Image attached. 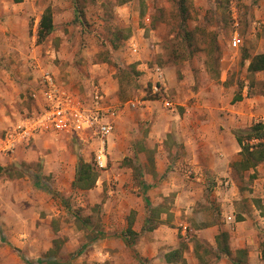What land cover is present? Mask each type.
I'll use <instances>...</instances> for the list:
<instances>
[{"label":"rangeland","instance_id":"374dc122","mask_svg":"<svg viewBox=\"0 0 264 264\" xmlns=\"http://www.w3.org/2000/svg\"><path fill=\"white\" fill-rule=\"evenodd\" d=\"M180 1L190 11L187 16L181 13ZM140 2L26 0L14 6L11 0H0V61H27L39 70L48 68L82 102H89L90 93L99 87L108 93V103L122 110L105 149L108 161L104 168L95 161L97 141L89 136L81 140L63 135L39 140L35 149L43 154L37 162L13 163L0 169V186L6 180L22 182L10 185L7 192L0 188V206H20L26 212L34 208L38 212L31 218L37 222L35 229L30 228L32 221L24 223V227H11L0 212V248L10 244V239L15 241L14 237L25 239L23 236L33 232L44 244L51 242L50 250H44L42 243L41 258L36 261L21 256L17 245L10 246L9 253L0 250L10 263L16 262V254L28 264H142L134 251L126 248L124 237L134 240L126 230L130 220L147 212V202L152 206L150 216L160 206L170 215L165 219L167 226L145 235V246L156 257L145 259L143 264H166L162 254L178 247L180 240L189 247L185 241L189 238L196 246L198 236L201 240L210 237L205 227L217 222L226 225L230 216L236 223L230 229L229 246L235 250L244 245L240 249L245 250L237 258L246 261V252L253 248L256 251L261 242L263 253L264 167L260 173H239L233 163L240 154L229 166L212 163L203 155L194 163L192 151L176 140L178 130L174 127L172 133H166L168 139L162 157H158L163 172L160 175L155 159L161 149L149 146L150 141L165 138L167 120H173L168 114V108H172L164 105L166 99L178 103L179 97L188 99L193 93H201L217 96L223 100L222 105H227L230 96L244 86L250 87L251 96L264 95V72L249 74L246 60L264 53V0ZM48 7L56 19V29L53 36L40 43L38 25ZM141 28H145L144 34ZM24 32H28L27 37L21 39ZM10 35L16 37L15 42L18 39L21 45L29 46L27 53L15 49L16 54L6 56L4 43ZM128 35H135L141 43L138 55H133ZM234 37L239 38L237 47L233 45ZM145 62L150 73L144 67L139 69L138 64ZM167 65H175L178 82H185L179 84V91L172 92L168 81L158 91L153 88L151 71L155 66L165 69ZM131 102L137 107L128 106ZM22 106L25 115L35 111L28 96ZM179 108L183 107L178 105ZM246 124L250 125L251 120L247 119ZM160 144L156 142L157 147ZM81 162L96 168L98 177L92 189L73 188ZM45 166L50 170L47 175L43 172ZM20 191L26 193L27 200L18 199ZM28 192L32 193L30 200ZM10 198L12 203H6ZM176 210L182 215H177ZM240 221L243 223L237 224ZM111 241L124 243L126 254L119 246L110 245ZM208 248L200 242L199 258L188 249V264H234L225 256L221 261L208 259L204 253ZM114 252L120 253L117 259L112 256Z\"/></svg>","mask_w":264,"mask_h":264},{"label":"crops","instance_id":"0c3cea01","mask_svg":"<svg viewBox=\"0 0 264 264\" xmlns=\"http://www.w3.org/2000/svg\"><path fill=\"white\" fill-rule=\"evenodd\" d=\"M141 1V0H140ZM142 3V1L140 2ZM11 4L14 6H20L23 3L16 4L11 0ZM147 18V17H146ZM53 23L56 29V19L53 18ZM141 33H145V28H141ZM151 33H155L151 31ZM28 32H24L21 37V39H25L27 37ZM131 35V34H130ZM15 36L10 35L6 37L5 40V47L6 51L8 52V56L11 52L15 53V49H18L21 52L27 53V50L29 49L28 45H21L20 40L16 39L15 42ZM130 38V39H129ZM128 38L130 49L132 48L133 44L138 46V52L133 53V55H138L140 53V46L141 43L138 42V40L135 38V35L130 36ZM145 38V37H144ZM156 39V37H155ZM149 41V39H146ZM158 41V40H157ZM16 54V53H15ZM264 54V53H263ZM145 58L148 54H145ZM258 55V54H257ZM248 60V59H246ZM250 64V60H248L247 64V71ZM139 69H145V71L151 70L149 66L147 65V62L138 64ZM137 67V66H136ZM162 69V68H161ZM163 73L165 75V85L166 81L169 83V87L172 89V92L174 89H179V84H185V82H178L177 79V67L175 65H167L165 69H162ZM40 70L38 69V66H33V64L28 63L27 61L23 64H20V62L13 63L11 59H7L5 61H0V169L7 168L10 164H30L37 162L40 159V155L43 154L42 151L40 152L38 149H35V147H39V140L43 139L44 137H47L48 135H36L31 142H23L19 143L16 147V149L13 152H7L6 148L9 144V139L12 138H18L16 133L18 132L19 127H23L26 124V115L22 113V103L24 100L27 99V88L33 89L36 85V82L39 80L40 77ZM149 72V71H148ZM150 73V72H149ZM151 75L153 76L154 83L156 82V78L154 75V72L151 71ZM249 73V72H248ZM263 72L256 73L261 74ZM139 74V72H138ZM250 74V73H249ZM168 87V88H169ZM184 88H180L182 90L181 93L184 92ZM114 91V89L112 90ZM179 91V90H178ZM241 92V93H240ZM107 93V92H106ZM181 93L179 96H181ZM108 94V93H107ZM238 94L242 95V100L235 101V98L238 97ZM238 94H232L230 96L231 102L225 105L221 104L223 100L221 98H218L217 96L211 95V94H195L193 93L191 98L187 97H179L178 103L174 101V99L165 100L164 105H169L172 109L168 108V114L172 115L173 120H167L168 124L166 129V132L164 134L165 138L162 140H156L158 141H150L152 146H149V148L155 149H161L160 153L156 156L155 162L156 165L159 166V168L156 170L157 173H160L162 175V169L160 167V161L158 160V157H162L160 154L165 148V142L168 139V134L166 133H172L174 131V127L177 128L176 133V140L178 143L182 145L184 143L188 150L194 154V158L192 162H195V159H199L200 155L204 157H208L211 159L212 163H222V165H230L232 161L239 156L241 148L236 140L235 132L240 131L242 129H246L247 127H252L254 123L257 122H264V95L259 96H251L250 95V87H241V90L238 92ZM163 101H144V103H162ZM148 105V104H147ZM180 105L183 108L177 109V106ZM129 106V104H128ZM137 107V106H136ZM167 107V106H166ZM181 112H183L181 114ZM122 115L120 116V118ZM256 118V120H254ZM247 119L251 120V124H246ZM172 121V122H171ZM175 121V123H174ZM119 122V120H118ZM163 135V134H162ZM51 138H54L50 136ZM156 142H160L161 144L157 147ZM229 144V145H228ZM168 155H170L168 153ZM164 158L168 159L167 156H164ZM264 165H260L257 167L256 171L260 173ZM44 175H47L50 173V170L47 166L44 167ZM22 183L17 181V183L13 182L12 180H6L5 183L1 184L0 188L1 190L8 191L10 188V185H13L15 187L16 185L19 186ZM26 186L27 184L24 183ZM30 185V184H29ZM18 189H21L18 188ZM32 193L28 192L27 198L30 200L32 198ZM24 195L26 193H23L20 191L18 194V199L20 200V197L25 201L27 200ZM148 198V197H147ZM6 203L11 204L12 199H8ZM191 203V202H190ZM164 206H160L159 208H163ZM146 208V206H145ZM30 209V208H29ZM36 209V208H35ZM152 209V206H151ZM158 209V208H157ZM147 210V209H146ZM149 210V209H148ZM141 212L138 215V218L134 219V223L132 226V229L138 233V239L135 243V250L139 254V256L143 259H153L156 257L155 254L151 253L145 246V240L146 234H151V232H155L158 229H161L166 225V221L169 218V212H161L160 215V221L163 223L158 224V226L153 230H145L144 227L146 225V221L148 218H150L149 212ZM28 212L22 210L20 206H15L14 208H7L4 207V205L0 206V212L3 214L2 219L8 221V225L11 227L19 228L20 226H25L24 223L32 221V214H34V208L33 210H27ZM177 215H182L181 211L176 210ZM30 216H29V214ZM38 212H36L37 215ZM147 214V216H146ZM31 226L30 228L35 229L37 228V222L32 221L30 222ZM34 223V225H33ZM180 225L183 226V222L180 220ZM236 223V220L233 216L228 217V222L226 225H222L219 222L215 223L214 225L210 227H205L203 230L210 231V237L209 238H203L201 240L200 236H198V239H200L201 243L206 244L210 249H213L215 251V255H217L218 252V246L216 237L222 233L227 232L231 235V227L232 225ZM243 222H238L237 224H242ZM188 228L187 225L184 226V230L186 231ZM208 228V229H207ZM8 231V228H6ZM15 229V230H16ZM183 231V233L185 232ZM34 233V232H33ZM31 233L30 235L26 234L25 239H19L15 238V241L9 240L10 244H8L4 248H0L1 251H4L5 253H9L10 246L17 245L21 251L19 252L21 256L25 257L27 261L30 260H40L41 255V247L44 245V250H50L51 248V242H46L44 244L42 241H39L38 237H35V235ZM198 233V232H196ZM188 242V246L184 250V258L186 259L188 254V249L190 253H194L195 256L197 255V252L195 250V246L191 243V240L189 238H186L185 240ZM1 243V241H0ZM43 243V245H42ZM181 240L179 241V246L171 249L170 251L165 252L162 254V258L165 260L166 264H173L168 262L167 255L178 249L181 245ZM230 244V242H229ZM42 245V246H41ZM110 245L113 246H119L123 253L126 254L124 243H120L118 241H111ZM127 245V244H126ZM187 246V243H186ZM262 242L259 245L258 249L255 251L250 250V253L246 252V262L248 264H264L263 259V253H262ZM46 247V248H45ZM244 245H240V248H243ZM127 249L131 250L130 247L127 245ZM240 248L233 250L231 247L232 255L231 258L233 261V258L237 257V250H240ZM4 252L0 254V264H28L25 261L22 260V258L17 256L15 254L14 257L16 262L10 263L8 257H4ZM132 252V251H131ZM256 252V253H255ZM109 255V254H108ZM120 253L114 252L112 254L114 259H117L119 257ZM104 257L106 258L107 255L104 254ZM110 257V256H109ZM215 257V256H214ZM223 260V258L221 259ZM220 260V261H221ZM156 261H159V258L156 259ZM234 263V261H233ZM179 264V263H177ZM235 264V263H234Z\"/></svg>","mask_w":264,"mask_h":264},{"label":"built area","instance_id":"2783aa9c","mask_svg":"<svg viewBox=\"0 0 264 264\" xmlns=\"http://www.w3.org/2000/svg\"><path fill=\"white\" fill-rule=\"evenodd\" d=\"M147 23L150 18L147 17ZM239 38H233L237 47ZM134 53L138 46H131ZM156 82L154 90L165 86V75L159 66H155ZM27 95L35 105V111L26 115V124L19 127L18 138H10L7 152H13L19 143L31 142L36 135H48L54 138L70 135L79 139L91 137L98 142L95 161L101 168L107 165L106 146L110 136L115 132L122 114L119 107L108 103V94L97 87L89 95V102H82L56 77L52 70L41 68L39 80L33 89L27 88ZM136 107L134 102L129 103Z\"/></svg>","mask_w":264,"mask_h":264},{"label":"trees","instance_id":"16d2710c","mask_svg":"<svg viewBox=\"0 0 264 264\" xmlns=\"http://www.w3.org/2000/svg\"><path fill=\"white\" fill-rule=\"evenodd\" d=\"M26 0H13L14 3H24ZM142 3L144 0H141ZM180 10L181 13L185 16L190 12L185 2L180 1ZM83 22V20L81 19ZM131 31V30H129ZM55 32V26L53 23V12L50 7L46 8L43 12L39 25H38V42L42 43L49 37L53 36ZM131 34V33H130ZM130 35L126 37L128 39ZM250 60V64L248 67V72L252 75L264 72V54H258L254 57L246 58ZM241 93V92H240ZM242 100V95L238 94V97L235 98V101ZM236 140L241 148L240 151V159L233 163V168L236 171H240L239 173H245L251 170H256L258 166L264 165V122H257L252 125L248 132L237 131L234 133ZM98 177V173L96 172V168L91 164L81 162L78 164L77 173L75 176V180L73 183V188H78L81 190H89L92 189L96 179ZM147 201V199H146ZM147 209H151V205L147 202ZM152 213L155 215L150 216L147 219L146 225L144 227L145 230L153 231L158 224L163 223L160 221L161 212L165 211V208H158L156 210H152ZM157 211V212H156ZM157 213V214H156ZM134 221L130 220L129 226L126 230V235L134 236V240L138 239V233H136L133 229ZM127 241V245L134 251V254L143 264L145 259L141 258L137 251L135 250V241L127 240V236L124 237ZM136 239V241H137ZM218 252L215 255V251L213 249L208 248L204 253L206 256H209L208 259H213L216 261L221 260L224 256L231 257L232 251L229 246L230 234L227 232H222L216 237ZM264 243V242H263ZM199 245L200 242H197L195 246V250L197 252L198 258L201 256L199 254ZM264 245V244H263ZM186 244L181 243L180 247L167 255L168 262L170 263H179V264H188L186 259L184 258V250L186 249ZM262 247V246H261ZM245 253L244 249L237 250V255ZM215 256V257H214ZM263 258H264V250H263ZM209 261V260H208ZM235 264H248L246 261H243L241 258H233Z\"/></svg>","mask_w":264,"mask_h":264}]
</instances>
